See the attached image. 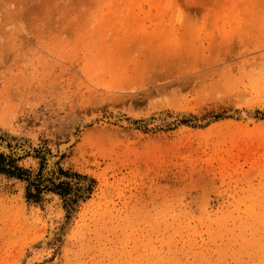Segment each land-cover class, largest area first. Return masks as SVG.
I'll use <instances>...</instances> for the list:
<instances>
[{
	"label": "rangeland",
	"instance_id": "374dc122",
	"mask_svg": "<svg viewBox=\"0 0 264 264\" xmlns=\"http://www.w3.org/2000/svg\"><path fill=\"white\" fill-rule=\"evenodd\" d=\"M0 3V264H264V0Z\"/></svg>",
	"mask_w": 264,
	"mask_h": 264
},
{
	"label": "trees",
	"instance_id": "16d2710c",
	"mask_svg": "<svg viewBox=\"0 0 264 264\" xmlns=\"http://www.w3.org/2000/svg\"><path fill=\"white\" fill-rule=\"evenodd\" d=\"M0 175L25 182L24 197L26 199L38 200L39 193L42 190H45L58 195L66 205L76 204L79 199H85L91 191V184L93 182L88 178L89 184L82 185L77 181L74 182V186L72 187L66 180H64L65 178L86 180V176L77 173H67L58 169L56 178L63 177V179L56 182L49 180L47 184L39 187V182L37 183L34 178L30 177V172L27 169L17 166L14 159L1 153Z\"/></svg>",
	"mask_w": 264,
	"mask_h": 264
},
{
	"label": "water",
	"instance_id": "95a60500",
	"mask_svg": "<svg viewBox=\"0 0 264 264\" xmlns=\"http://www.w3.org/2000/svg\"><path fill=\"white\" fill-rule=\"evenodd\" d=\"M0 153L1 154H3V155H7L8 154V152H7V149H6V147H0Z\"/></svg>",
	"mask_w": 264,
	"mask_h": 264
},
{
	"label": "bare ground",
	"instance_id": "6f19581e",
	"mask_svg": "<svg viewBox=\"0 0 264 264\" xmlns=\"http://www.w3.org/2000/svg\"><path fill=\"white\" fill-rule=\"evenodd\" d=\"M33 2V1H32ZM1 4V3H0ZM19 5V4H18ZM9 8V7H8ZM10 9V8H9ZM48 164H49V162H48ZM50 165V164H49Z\"/></svg>",
	"mask_w": 264,
	"mask_h": 264
}]
</instances>
